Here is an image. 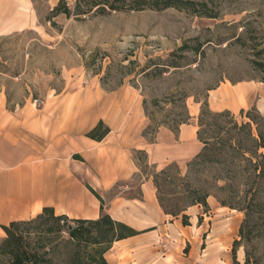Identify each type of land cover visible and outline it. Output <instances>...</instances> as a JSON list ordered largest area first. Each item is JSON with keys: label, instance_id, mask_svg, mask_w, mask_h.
Here are the masks:
<instances>
[{"label": "rangeland", "instance_id": "374dc122", "mask_svg": "<svg viewBox=\"0 0 264 264\" xmlns=\"http://www.w3.org/2000/svg\"><path fill=\"white\" fill-rule=\"evenodd\" d=\"M59 2L28 0L26 8L25 0H9L10 20L25 17L34 22L0 36V105L9 111L26 104L38 110L53 107L44 118L43 131H48L54 115L72 116L74 133L98 116L119 131L130 123L132 157L140 171L133 185L147 176L154 179L166 168L158 170L149 162L141 149L143 140L156 143L165 133L177 136L181 126L194 120L198 126L204 103L213 112L231 111L239 122L246 121L253 109L264 116V83L251 64V52L234 42L244 34V19L258 18L263 24L255 26L264 32V0H245L241 8L246 11L227 10L221 20L176 9L104 14L94 10L53 17ZM65 2L74 14L78 0ZM183 47L187 48L180 51ZM5 71L20 75L11 77ZM224 83L232 92L213 98L210 104L211 94ZM65 101L70 102L66 109L61 107ZM40 140L43 147L47 141ZM193 160L182 168L174 163L182 177ZM172 175L177 176V170ZM197 180L210 181L206 174L190 181L194 185ZM161 184L162 192L173 191ZM124 186L120 180L103 194L104 204ZM137 194L136 188L130 196ZM208 203L210 213L197 206L188 226L181 219L178 229L171 228L173 236L164 241L165 253L179 256L184 264H234V257L244 264V247L233 254L244 214L230 209L220 212L212 197Z\"/></svg>", "mask_w": 264, "mask_h": 264}, {"label": "crops", "instance_id": "0c3cea01", "mask_svg": "<svg viewBox=\"0 0 264 264\" xmlns=\"http://www.w3.org/2000/svg\"><path fill=\"white\" fill-rule=\"evenodd\" d=\"M8 2L0 0V36L28 28L34 22L25 17L10 20ZM25 2L28 8V0ZM52 2L56 4L58 0ZM230 91L224 83L211 94L210 104L213 98L229 95ZM68 104L65 101L61 107L66 109ZM51 109L38 110L35 105L26 104L9 111L3 103L0 105V238L5 236L3 226L35 218L44 208H52L56 215L73 219H97L101 202L89 187L105 202L103 194H108L121 180L126 183L124 191L106 202L105 212L142 233L115 243L106 256L108 262L184 264L179 256L165 253L163 249L167 248L166 237L173 236L171 228L178 229L181 218L164 213L151 176L133 185L140 171L131 152L132 125L129 123L119 131L98 116L84 127H77L74 133L72 116L54 115L48 131H43L44 118H48ZM101 121L110 132L101 141L89 138L88 133ZM197 132L194 120L181 126L177 136L165 133L156 143L143 140L141 149L158 170L172 163L182 168L202 149ZM42 137L47 141L43 147ZM136 188L137 196H130ZM196 208L186 212L191 221L194 219L191 212ZM228 209L219 208L222 213Z\"/></svg>", "mask_w": 264, "mask_h": 264}, {"label": "trees", "instance_id": "16d2710c", "mask_svg": "<svg viewBox=\"0 0 264 264\" xmlns=\"http://www.w3.org/2000/svg\"><path fill=\"white\" fill-rule=\"evenodd\" d=\"M244 1L78 0L72 14L65 0H60L52 16L87 15L94 10L104 14L176 9L200 18L221 20L227 10L235 12L233 14L246 11L241 8ZM242 24L244 34L235 37L234 42L251 52V64L264 83V32L255 26L263 23L256 18L254 21L244 19ZM184 48L187 47L180 51ZM2 73L11 77L20 75L18 71ZM244 114L242 111V116ZM246 118L239 122L231 111L213 112L209 103H204L197 132L202 149L188 164L187 176L182 177L177 165L172 163L154 176V184L164 213L181 218L184 226L189 225L190 217L186 214L189 208L199 206L205 213L211 212L208 203L211 197L221 207L243 213L233 254L244 247V264H264V249L260 248L264 243V116L253 109L247 112ZM109 132L101 121L87 136L101 141ZM173 169L177 170V176L172 175ZM203 174L209 177V182L191 183V177ZM161 182L173 187V191L162 192ZM89 189L101 202L99 218L73 219L56 215L52 208H44L35 218L3 226L5 237L0 242V264H110L106 256L114 244L142 232L114 220L105 212L103 199ZM233 261L240 264L235 257Z\"/></svg>", "mask_w": 264, "mask_h": 264}, {"label": "bare ground", "instance_id": "6f19581e", "mask_svg": "<svg viewBox=\"0 0 264 264\" xmlns=\"http://www.w3.org/2000/svg\"><path fill=\"white\" fill-rule=\"evenodd\" d=\"M226 238V237H225Z\"/></svg>", "mask_w": 264, "mask_h": 264}]
</instances>
